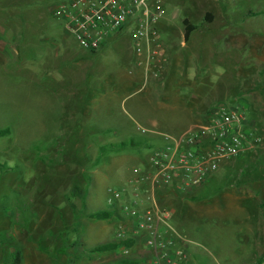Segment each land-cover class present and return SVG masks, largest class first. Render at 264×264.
I'll return each instance as SVG.
<instances>
[{"label":"rangeland","instance_id":"1","mask_svg":"<svg viewBox=\"0 0 264 264\" xmlns=\"http://www.w3.org/2000/svg\"><path fill=\"white\" fill-rule=\"evenodd\" d=\"M62 1L0 0V129L10 130L0 137V264H151L143 249L129 257L121 248L85 252L116 241L125 211L109 203V190L136 191L128 183L134 170L165 145L157 133L175 134L178 116L168 107L190 86L168 76L170 62L162 76L146 75L131 42L123 58L83 49L53 15ZM161 2V37L178 46L188 19L197 26L191 47L205 59L200 73L215 87L231 79L236 88L209 109L243 104L262 140L202 186L163 191L158 201L174 210L179 235L174 249L183 264H264V0ZM114 40L104 49L113 53ZM132 140L153 147L101 152ZM101 211L115 215L89 217Z\"/></svg>","mask_w":264,"mask_h":264},{"label":"built area","instance_id":"2","mask_svg":"<svg viewBox=\"0 0 264 264\" xmlns=\"http://www.w3.org/2000/svg\"><path fill=\"white\" fill-rule=\"evenodd\" d=\"M161 1L65 0L52 11L80 47L91 53L115 36L126 35L139 64L159 77L167 62L157 27L164 13ZM250 126L243 104L218 103L196 131L162 135L165 145L151 148L146 169H135L128 182L135 185L134 193L109 190V203L125 211L116 232L124 257L143 249L151 255V264H183V254L174 249L179 235L171 224L173 213L161 207L159 194L194 190L209 181L221 164L254 151L262 140ZM141 185L143 190L137 193ZM129 241L132 246L124 244Z\"/></svg>","mask_w":264,"mask_h":264},{"label":"crops","instance_id":"3","mask_svg":"<svg viewBox=\"0 0 264 264\" xmlns=\"http://www.w3.org/2000/svg\"><path fill=\"white\" fill-rule=\"evenodd\" d=\"M178 33H179L178 36L179 38L177 40H179V45L175 47L171 45L173 44V42L171 41L173 39L164 40L163 37H161L162 50L165 57L167 58L166 59L167 62H170L168 63L169 64L168 76H170V74L172 73V77L174 78L175 82L177 81L178 83L181 82V85H185L187 83L190 86L189 93L187 95L180 96L178 100H176L175 105L172 106V109L169 108L167 105L163 107V109L166 110H167L166 107H168V110H172L174 113H176L175 116L178 117H175L174 123H177L178 125L175 126L177 130L175 134L163 133V132L157 133L160 134V136L165 134L177 136L187 133L189 131H196L200 126H202L206 122V119L208 118L211 109V108L209 109V107L212 106V104L215 103L216 100L226 97L227 93L235 94L236 91V88L231 85L233 84L232 82H230L231 79L227 81L228 84H225L227 85V87L223 84L219 87L217 86L215 87L214 84H211L207 80H205L206 75H202L198 69V64L200 63L203 65V60L205 59L199 56L198 51L192 49L191 47L192 44L191 39L193 37L192 34L189 40L186 41L185 28H183V31L182 28L181 29L178 28ZM113 39H115L114 41L116 42V45L113 48L114 49L113 53L111 51L109 52V50L104 49L108 43L103 47L102 52L108 51V54L110 55L114 54L115 56L122 58H123V54H126V52L129 51L131 52L130 41L126 35L119 34L115 36ZM81 55H79L78 57L82 58L83 56L81 57ZM255 63L259 64L260 61L256 60ZM117 66L118 65L116 64V67ZM233 66L235 65L233 64ZM144 69H145L144 73L148 75L150 73L149 70L146 68V66ZM234 71L235 68L233 67L232 74H235ZM192 77H194V81H192ZM233 79L236 80L235 76L233 77ZM261 79L264 81V74L262 75V77H260V81ZM142 85H145V81ZM98 87L99 86L97 85L93 86V88H98ZM142 129L144 128L141 127V130ZM161 194L162 192H160V195ZM170 210L173 213L174 210L172 208Z\"/></svg>","mask_w":264,"mask_h":264},{"label":"trees","instance_id":"4","mask_svg":"<svg viewBox=\"0 0 264 264\" xmlns=\"http://www.w3.org/2000/svg\"><path fill=\"white\" fill-rule=\"evenodd\" d=\"M206 19L211 20V15L210 14L207 15ZM183 25L185 28V39H186V41H188L191 34L197 29V26L195 24L190 23L188 19L183 20ZM9 134H10L9 129H0V137H5V136H8ZM151 147H153V145L150 143L135 142L134 140H132L131 142H120L118 144H111L109 146H103L101 148V152L105 153L109 150L124 151V150H128V149H136V150L140 149L141 150L143 148H151ZM242 173H246V172L244 170H242ZM160 196L161 195L159 194V200L161 199ZM192 199H196V198L192 197ZM114 215L115 214L111 211H101V212L92 213L89 215V217L97 219L99 221H104V220L111 219L112 217H114ZM124 244L132 246L133 242L129 241V242H126ZM121 245H123L122 242L118 243L116 241L106 243V244H102V245H98V246H95L93 248H89L88 250H86L85 256L88 257V256H91L93 254H103V253L115 251V250L119 249L121 247ZM141 262H142L141 260L123 259L122 261L119 262V264H140Z\"/></svg>","mask_w":264,"mask_h":264}]
</instances>
